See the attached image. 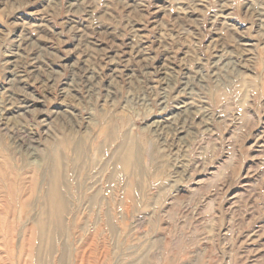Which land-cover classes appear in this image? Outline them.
<instances>
[{"label":"rangeland","instance_id":"374dc122","mask_svg":"<svg viewBox=\"0 0 264 264\" xmlns=\"http://www.w3.org/2000/svg\"><path fill=\"white\" fill-rule=\"evenodd\" d=\"M0 264H264V0H0Z\"/></svg>","mask_w":264,"mask_h":264},{"label":"bare ground","instance_id":"6f19581e","mask_svg":"<svg viewBox=\"0 0 264 264\" xmlns=\"http://www.w3.org/2000/svg\"><path fill=\"white\" fill-rule=\"evenodd\" d=\"M57 168H58V165H57ZM57 170L58 169H56V171L54 170L55 171L54 172L55 175H54V178L51 181V189H50V193H49V209L50 210H48V213L54 214V216L59 219V217L63 214V211H64V203L62 202V198H61L62 197V193H61V191L59 189L60 185H59V177H58ZM46 223L47 222H44V220H42V221H40V223L38 225L39 229L41 231V237L43 236L44 238H45V235H46V226H48Z\"/></svg>","mask_w":264,"mask_h":264}]
</instances>
